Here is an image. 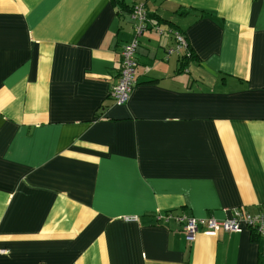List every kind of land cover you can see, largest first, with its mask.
<instances>
[{
    "label": "crops",
    "instance_id": "crops-1",
    "mask_svg": "<svg viewBox=\"0 0 264 264\" xmlns=\"http://www.w3.org/2000/svg\"><path fill=\"white\" fill-rule=\"evenodd\" d=\"M136 3L161 30L116 104ZM237 209L264 213V0H0V264H260L245 227L157 219Z\"/></svg>",
    "mask_w": 264,
    "mask_h": 264
},
{
    "label": "built area",
    "instance_id": "built-area-1",
    "mask_svg": "<svg viewBox=\"0 0 264 264\" xmlns=\"http://www.w3.org/2000/svg\"><path fill=\"white\" fill-rule=\"evenodd\" d=\"M133 19V37L126 42L120 51V69L116 83L113 84L109 96L116 104L126 103L136 85L135 69L137 66V47L141 34L148 28L161 30L157 25H150L151 19L143 3H136L131 9ZM151 26V27H150ZM174 45L170 47L168 53L186 48L187 40L180 32L174 33ZM136 218V216L129 217ZM157 219L162 224L175 220L181 226L186 239L192 241L196 233L201 228L205 235L215 236L220 229L226 231H240L246 228L256 235L264 238V213L249 214L244 210L237 209L233 216L228 219H216L213 217L199 218L191 214H174L172 212L157 213ZM260 264H264V259Z\"/></svg>",
    "mask_w": 264,
    "mask_h": 264
},
{
    "label": "trees",
    "instance_id": "trees-1",
    "mask_svg": "<svg viewBox=\"0 0 264 264\" xmlns=\"http://www.w3.org/2000/svg\"><path fill=\"white\" fill-rule=\"evenodd\" d=\"M149 16V15H148ZM132 18V17H131ZM150 18V17H149ZM186 38V37H185ZM187 40V39H186ZM122 48V47H121ZM121 51V50H120ZM193 56H192V53L190 51V49L188 48V43H187V46L185 48V52L183 54V56H181V65H183L184 63V59H191ZM188 62V61H187ZM121 66V65H120ZM137 66H138V59H137ZM137 66H136V69H137ZM120 69V68H119ZM136 69H135V79H136V82H137V72H136Z\"/></svg>",
    "mask_w": 264,
    "mask_h": 264
},
{
    "label": "rangeland",
    "instance_id": "rangeland-1",
    "mask_svg": "<svg viewBox=\"0 0 264 264\" xmlns=\"http://www.w3.org/2000/svg\"><path fill=\"white\" fill-rule=\"evenodd\" d=\"M113 86V85H112ZM112 88V87H111ZM111 90V89H110ZM124 104V103H123Z\"/></svg>",
    "mask_w": 264,
    "mask_h": 264
}]
</instances>
